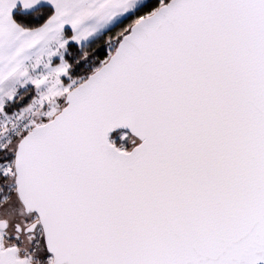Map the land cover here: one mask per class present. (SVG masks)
Segmentation results:
<instances>
[{"label":"snow or ice","instance_id":"1","mask_svg":"<svg viewBox=\"0 0 264 264\" xmlns=\"http://www.w3.org/2000/svg\"><path fill=\"white\" fill-rule=\"evenodd\" d=\"M0 264H264V0H0Z\"/></svg>","mask_w":264,"mask_h":264}]
</instances>
